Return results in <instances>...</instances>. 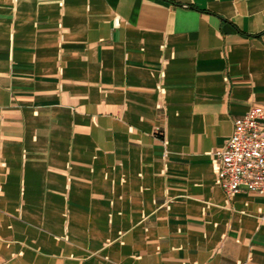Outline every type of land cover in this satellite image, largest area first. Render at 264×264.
<instances>
[{"label":"crops","instance_id":"obj_1","mask_svg":"<svg viewBox=\"0 0 264 264\" xmlns=\"http://www.w3.org/2000/svg\"><path fill=\"white\" fill-rule=\"evenodd\" d=\"M255 106L264 0H0V264H264Z\"/></svg>","mask_w":264,"mask_h":264},{"label":"built area","instance_id":"obj_2","mask_svg":"<svg viewBox=\"0 0 264 264\" xmlns=\"http://www.w3.org/2000/svg\"><path fill=\"white\" fill-rule=\"evenodd\" d=\"M212 162L216 185L228 197L242 190L264 196L263 106L252 107L234 122L232 136L222 149L212 154Z\"/></svg>","mask_w":264,"mask_h":264}]
</instances>
